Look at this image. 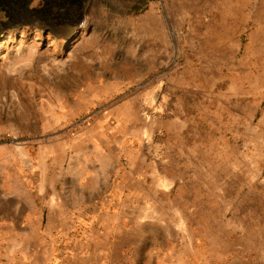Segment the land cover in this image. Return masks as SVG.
<instances>
[{
    "label": "rangeland",
    "instance_id": "1",
    "mask_svg": "<svg viewBox=\"0 0 264 264\" xmlns=\"http://www.w3.org/2000/svg\"><path fill=\"white\" fill-rule=\"evenodd\" d=\"M263 2L251 0L241 16L228 18L236 30L221 45L190 36L204 29L189 10L200 12L205 0H88L75 27L0 31V208L19 177L34 175L39 146L76 134L92 120L93 114L69 117L89 89L110 85L120 89L112 98L131 96L149 81L179 79L187 58L186 110L200 126L188 141L199 145L185 152L199 162L188 163L187 173L202 177L198 185L208 197L189 199L187 214L156 215L153 226H140L132 234L138 249L130 253L138 264H264ZM41 4L33 0L32 6ZM205 13L199 14L206 21L216 14ZM155 17L167 22L173 37L155 38ZM183 17L187 26H180ZM196 66L201 76L195 78L190 68ZM195 207L203 212H192ZM79 227L71 235L84 236L88 226ZM4 234L0 230V264H26L9 256ZM68 251L61 241L53 255L66 264Z\"/></svg>",
    "mask_w": 264,
    "mask_h": 264
},
{
    "label": "crops",
    "instance_id": "2",
    "mask_svg": "<svg viewBox=\"0 0 264 264\" xmlns=\"http://www.w3.org/2000/svg\"><path fill=\"white\" fill-rule=\"evenodd\" d=\"M198 8L189 11L196 12V27L204 30H186L185 37L190 32L216 45L232 38L236 26H228L230 16L205 3L201 13L216 11L206 21ZM153 20L155 38L173 37L166 21ZM183 25H188L186 17ZM182 61L179 79L149 81L131 96L112 98L120 89L110 85L88 90L69 117L93 114L92 120L76 134L39 146L30 182L15 179L18 184L2 198L0 230L9 256L19 263L60 264L59 254H53L63 241L69 249L66 264H138V255L130 253L139 245L132 237L135 230L153 226L149 222L156 215L187 214L189 199L208 197L209 191L198 185L202 177L187 173L188 163L197 167L199 162L185 152L199 145L188 141L200 126L187 114L188 61ZM190 69L195 78L201 76L199 67ZM218 196L219 191H211L212 198ZM200 208L192 212L202 213ZM79 226H88L81 238L71 235Z\"/></svg>",
    "mask_w": 264,
    "mask_h": 264
},
{
    "label": "trees",
    "instance_id": "3",
    "mask_svg": "<svg viewBox=\"0 0 264 264\" xmlns=\"http://www.w3.org/2000/svg\"><path fill=\"white\" fill-rule=\"evenodd\" d=\"M87 1L41 0V6L34 7L33 0H0V31L31 25L75 27L83 18Z\"/></svg>",
    "mask_w": 264,
    "mask_h": 264
},
{
    "label": "bare ground",
    "instance_id": "4",
    "mask_svg": "<svg viewBox=\"0 0 264 264\" xmlns=\"http://www.w3.org/2000/svg\"><path fill=\"white\" fill-rule=\"evenodd\" d=\"M205 2H206V6H209L211 8L212 7L216 8L219 12H221V14H223V16H231L232 14L234 15L235 13L240 14L241 16L242 11L250 5L251 0H205ZM258 9L262 12L264 11V2L259 5ZM260 81L261 80H259V82Z\"/></svg>",
    "mask_w": 264,
    "mask_h": 264
}]
</instances>
